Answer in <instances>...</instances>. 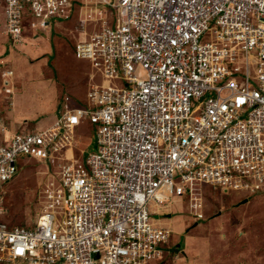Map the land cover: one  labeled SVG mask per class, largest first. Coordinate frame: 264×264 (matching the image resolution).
Masks as SVG:
<instances>
[{
    "label": "built area",
    "instance_id": "obj_1",
    "mask_svg": "<svg viewBox=\"0 0 264 264\" xmlns=\"http://www.w3.org/2000/svg\"><path fill=\"white\" fill-rule=\"evenodd\" d=\"M0 10L13 46L28 27L77 22L75 56L91 68L85 100L48 127L12 130L0 110L2 264H150L185 194L200 221L204 184L264 192V0H0ZM12 77L1 72L9 110ZM82 126L97 144L87 156L75 152ZM32 162L46 166L42 208L32 225H11L7 187Z\"/></svg>",
    "mask_w": 264,
    "mask_h": 264
},
{
    "label": "rangeland",
    "instance_id": "obj_2",
    "mask_svg": "<svg viewBox=\"0 0 264 264\" xmlns=\"http://www.w3.org/2000/svg\"><path fill=\"white\" fill-rule=\"evenodd\" d=\"M70 28L74 30V33L71 34L70 41L65 38L66 48L68 46L67 53L63 55L62 52L58 58L61 60L60 65L53 70H56L55 75L65 93L68 89H74L71 91L73 95L71 100L64 101V104L68 103L73 107L86 98L91 68L88 61L78 60L73 54L75 52L74 44L79 37L77 22ZM60 39H64V37L60 36ZM35 105L33 104L32 108ZM29 109L27 102L24 101L21 102V106L17 107V112L30 113ZM32 125H29V128H32ZM78 135V145L75 149L77 156L82 149H85L86 156L97 149L94 132L90 136L88 129L82 126L78 129ZM45 172V165L29 163L8 185L6 221L9 224L26 226L33 224L37 213L42 208L41 190L47 181ZM203 189L204 219L201 222H197L190 216L187 194L181 198V201L177 200L173 205V209L177 211L178 222L174 223L173 236L165 246L166 260L163 264L190 262L202 264L203 259L207 262V257L210 255L216 256V260L212 257L215 261L214 264H231V262L232 264H264V192L252 196L246 193L223 194L220 190L215 191L212 186L207 184L203 185ZM245 199L248 201L242 203ZM173 218L176 217L173 216ZM187 221L190 225L185 226L184 231L181 232ZM172 249L177 252L184 250L185 253H172ZM225 256H232L231 262H228L229 259ZM163 260H154L150 264H162ZM0 264L2 263L0 262Z\"/></svg>",
    "mask_w": 264,
    "mask_h": 264
},
{
    "label": "crops",
    "instance_id": "obj_3",
    "mask_svg": "<svg viewBox=\"0 0 264 264\" xmlns=\"http://www.w3.org/2000/svg\"><path fill=\"white\" fill-rule=\"evenodd\" d=\"M68 23H58L50 29L38 31V34H34L28 27L24 32L23 41L19 45L13 46L9 35L6 33L5 16L0 10V110L6 115L12 130L24 129L32 124L35 128L50 126L58 115L60 108L64 105V101L67 102L73 97L71 91L74 89H68L65 93L55 75L56 70H53L60 65L61 60L58 58L62 55V52L63 55L67 53L68 46L66 48L67 41L65 38L68 41L72 38L71 31L73 29L70 27L75 22L70 21V24ZM60 36H63L64 39H60ZM73 54L75 55V52ZM5 68L13 71L12 82L15 93L12 110H9L8 105L4 102L2 91L1 72ZM38 87L41 89H37ZM24 101L27 102L30 113L17 112V107L21 106V102ZM33 104L35 105L34 108H32ZM86 129H88V134L91 135V127L88 126ZM175 213H177L176 210ZM174 216L176 218L171 217L164 221L170 224L172 229L174 223L178 222V216L176 214ZM189 225L190 223L187 221L182 228L184 229L185 226ZM183 229H181V232ZM171 252L177 251L172 249ZM179 253H185V251ZM165 254L166 251L161 258L164 259L162 264L166 260ZM212 257L216 260V256L210 255L207 257V262L203 259L202 264H214L215 261ZM225 258H228V262H231L232 256H225ZM186 264H192V262Z\"/></svg>",
    "mask_w": 264,
    "mask_h": 264
},
{
    "label": "clouds",
    "instance_id": "obj_4",
    "mask_svg": "<svg viewBox=\"0 0 264 264\" xmlns=\"http://www.w3.org/2000/svg\"><path fill=\"white\" fill-rule=\"evenodd\" d=\"M1 79H2V78H1ZM174 214H176V213H175V210H174V212H173L171 215H170V214L168 215V218L170 219L171 217L174 216ZM201 221H202V220H200V222H201ZM197 222H199V221H197ZM170 226H171V225H170ZM171 228H172V227H171ZM173 233H174V231H173ZM171 235H172V234H171ZM171 237H172V236H171Z\"/></svg>",
    "mask_w": 264,
    "mask_h": 264
},
{
    "label": "water",
    "instance_id": "obj_5",
    "mask_svg": "<svg viewBox=\"0 0 264 264\" xmlns=\"http://www.w3.org/2000/svg\"><path fill=\"white\" fill-rule=\"evenodd\" d=\"M247 201H248V199H245V200L242 201V203H245V202H247Z\"/></svg>",
    "mask_w": 264,
    "mask_h": 264
},
{
    "label": "bare ground",
    "instance_id": "obj_6",
    "mask_svg": "<svg viewBox=\"0 0 264 264\" xmlns=\"http://www.w3.org/2000/svg\"><path fill=\"white\" fill-rule=\"evenodd\" d=\"M183 229V228H182ZM183 231H184V229H183Z\"/></svg>",
    "mask_w": 264,
    "mask_h": 264
}]
</instances>
